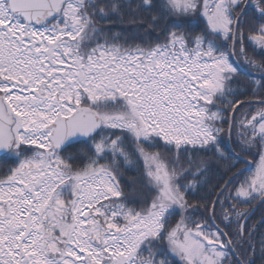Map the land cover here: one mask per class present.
<instances>
[{
	"label": "snow or ice",
	"instance_id": "obj_1",
	"mask_svg": "<svg viewBox=\"0 0 264 264\" xmlns=\"http://www.w3.org/2000/svg\"><path fill=\"white\" fill-rule=\"evenodd\" d=\"M264 0H0V264H264Z\"/></svg>",
	"mask_w": 264,
	"mask_h": 264
},
{
	"label": "trees",
	"instance_id": "obj_2",
	"mask_svg": "<svg viewBox=\"0 0 264 264\" xmlns=\"http://www.w3.org/2000/svg\"><path fill=\"white\" fill-rule=\"evenodd\" d=\"M264 215V206L262 207H258L255 212L254 215L252 216V219L250 221V223L256 224V222L261 218V216ZM261 230H264V228H261Z\"/></svg>",
	"mask_w": 264,
	"mask_h": 264
},
{
	"label": "water",
	"instance_id": "obj_3",
	"mask_svg": "<svg viewBox=\"0 0 264 264\" xmlns=\"http://www.w3.org/2000/svg\"><path fill=\"white\" fill-rule=\"evenodd\" d=\"M257 208H258V207H257ZM257 208H256V209H257ZM256 209H255V210H256ZM263 216H264V215H263ZM261 218H262V217H261ZM261 218H260V219H261ZM260 219H259L256 223H258V222L260 221Z\"/></svg>",
	"mask_w": 264,
	"mask_h": 264
}]
</instances>
